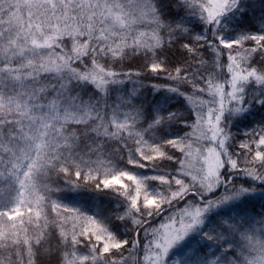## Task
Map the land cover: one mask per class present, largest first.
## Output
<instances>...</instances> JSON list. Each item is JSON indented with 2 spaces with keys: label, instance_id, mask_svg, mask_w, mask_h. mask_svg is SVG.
I'll return each mask as SVG.
<instances>
[{
  "label": "snow or ice",
  "instance_id": "obj_1",
  "mask_svg": "<svg viewBox=\"0 0 264 264\" xmlns=\"http://www.w3.org/2000/svg\"><path fill=\"white\" fill-rule=\"evenodd\" d=\"M8 178L0 264H264V0H0Z\"/></svg>",
  "mask_w": 264,
  "mask_h": 264
},
{
  "label": "trees",
  "instance_id": "obj_2",
  "mask_svg": "<svg viewBox=\"0 0 264 264\" xmlns=\"http://www.w3.org/2000/svg\"><path fill=\"white\" fill-rule=\"evenodd\" d=\"M259 13H257L258 15ZM129 67L135 69L137 66L134 64H128L127 62L125 63V70H127ZM129 88H131V85H128ZM190 91V90H189ZM113 98H115V94L113 95ZM148 99H152L151 95L149 94ZM183 99V98H181ZM185 107L190 109V105L188 104L187 101H184ZM183 111V109H181ZM186 131L191 132L192 129L188 128ZM183 135V133H181ZM177 155H180L181 158L182 154L177 153ZM178 167V165H177ZM53 180H55V184H53ZM49 184L50 187L53 188V191L49 193H45L50 197V199L53 200H58L59 202L63 204H67L69 206L73 207H79L84 213L86 214H97L101 211V209H109L111 207H114L110 203L111 197L110 196H105L103 194L100 195L99 199L95 198L96 194L94 191V186L91 184L83 185L82 189L80 190V194L73 193L66 189L64 187V182L63 179H55L53 176L52 179L49 178H41L40 179V185L42 187L43 184ZM56 186H59L61 189L60 191L55 190ZM16 187V185L11 183V178H8L7 180L5 179H0V188L4 189L3 194H0V210H6L5 209V201L8 200L14 193L11 191V188ZM8 207H12L11 204L8 205ZM256 210L257 212H260L264 214V200L258 201L256 203ZM25 213H27V209H22ZM48 213L51 214V216L54 217V213H51L50 207L46 209ZM264 218V216L260 217H255L252 222V228H253V234L255 235H260L261 231H264V228L257 223L258 220ZM162 221V218H157L154 221V225L156 227H159L160 223ZM131 222H129L130 224ZM70 227V225H69ZM57 235H58V230H56ZM135 234L133 233V236ZM140 246L139 250H135L131 248V244L125 246L124 250L121 252H114L112 257H109V260L111 259H121V256L125 259L126 264H142V257L144 255L143 252V242H144V237L143 233L141 232L140 234ZM82 251H86L82 248ZM51 259L50 256L47 255H42L40 258V264H48V261Z\"/></svg>",
  "mask_w": 264,
  "mask_h": 264
},
{
  "label": "rangeland",
  "instance_id": "obj_3",
  "mask_svg": "<svg viewBox=\"0 0 264 264\" xmlns=\"http://www.w3.org/2000/svg\"><path fill=\"white\" fill-rule=\"evenodd\" d=\"M194 149H195V145H194ZM194 162H196V161H194ZM198 163L202 164L203 161L202 160H199Z\"/></svg>",
  "mask_w": 264,
  "mask_h": 264
}]
</instances>
